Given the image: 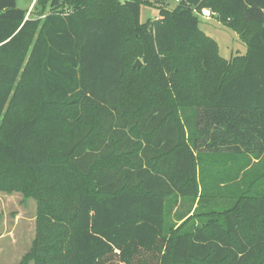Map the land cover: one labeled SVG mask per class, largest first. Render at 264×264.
Here are the masks:
<instances>
[{"label":"trees","instance_id":"1","mask_svg":"<svg viewBox=\"0 0 264 264\" xmlns=\"http://www.w3.org/2000/svg\"><path fill=\"white\" fill-rule=\"evenodd\" d=\"M145 4L0 0V190L37 203L18 264H264V0Z\"/></svg>","mask_w":264,"mask_h":264},{"label":"rangeland","instance_id":"2","mask_svg":"<svg viewBox=\"0 0 264 264\" xmlns=\"http://www.w3.org/2000/svg\"><path fill=\"white\" fill-rule=\"evenodd\" d=\"M16 1L18 7L28 9L36 0ZM147 1L150 4L141 7V21L159 16L154 0ZM168 3L172 8L177 1L168 0ZM199 19L201 29L217 41L220 54L224 58L230 59L234 55L246 53L247 43L236 30L221 22L217 15L213 13L210 17L199 15ZM36 206L35 199L25 196L23 192L9 193L0 190V264H18L30 249L36 234ZM189 207L190 202L186 201L181 208L182 211H186ZM195 207L196 205L192 207L186 218L193 215Z\"/></svg>","mask_w":264,"mask_h":264},{"label":"built area","instance_id":"3","mask_svg":"<svg viewBox=\"0 0 264 264\" xmlns=\"http://www.w3.org/2000/svg\"><path fill=\"white\" fill-rule=\"evenodd\" d=\"M176 1L178 2L179 0ZM198 14L203 17H210L212 15V12L208 7H204L200 12H198Z\"/></svg>","mask_w":264,"mask_h":264},{"label":"water","instance_id":"4","mask_svg":"<svg viewBox=\"0 0 264 264\" xmlns=\"http://www.w3.org/2000/svg\"><path fill=\"white\" fill-rule=\"evenodd\" d=\"M142 65V61H141V59H137L136 60V63L134 64V67H140Z\"/></svg>","mask_w":264,"mask_h":264},{"label":"crops","instance_id":"5","mask_svg":"<svg viewBox=\"0 0 264 264\" xmlns=\"http://www.w3.org/2000/svg\"><path fill=\"white\" fill-rule=\"evenodd\" d=\"M32 7H33V4L32 5L30 4V7L29 8L31 9Z\"/></svg>","mask_w":264,"mask_h":264}]
</instances>
